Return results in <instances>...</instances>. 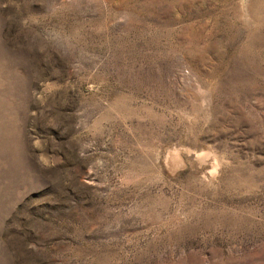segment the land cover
Here are the masks:
<instances>
[{"label":"rangeland","instance_id":"rangeland-1","mask_svg":"<svg viewBox=\"0 0 264 264\" xmlns=\"http://www.w3.org/2000/svg\"><path fill=\"white\" fill-rule=\"evenodd\" d=\"M0 264H264V0H0Z\"/></svg>","mask_w":264,"mask_h":264}]
</instances>
